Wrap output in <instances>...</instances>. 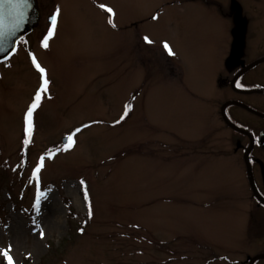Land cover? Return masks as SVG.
Instances as JSON below:
<instances>
[{"label": "rangeland", "instance_id": "obj_1", "mask_svg": "<svg viewBox=\"0 0 264 264\" xmlns=\"http://www.w3.org/2000/svg\"><path fill=\"white\" fill-rule=\"evenodd\" d=\"M40 1L36 28L0 63V249L11 246L14 264H247L258 255L263 215L218 115L229 90L216 84L226 72L215 54L229 22L242 24L240 5L229 21L193 0L163 12L169 0ZM151 14L156 22L139 23ZM29 53L48 84L27 137L39 89Z\"/></svg>", "mask_w": 264, "mask_h": 264}, {"label": "flooded vegetation", "instance_id": "obj_2", "mask_svg": "<svg viewBox=\"0 0 264 264\" xmlns=\"http://www.w3.org/2000/svg\"><path fill=\"white\" fill-rule=\"evenodd\" d=\"M193 1L196 4L201 3L205 6L214 7L223 18L225 17L224 19L227 18L229 21L228 17L233 15L234 9H238L239 5L243 12L242 24L229 22V37L220 41V46L215 54V58L220 60L219 66L221 67L222 63V70L226 72L225 78L222 77L223 73H217L219 76L216 84L217 86L224 85V88L229 90L225 92L224 100L219 104L218 115L220 122L230 131L231 137L228 142L232 144L235 152L240 151L242 154L241 160L245 169L246 182L257 208L263 215L261 231L264 233V0ZM37 3L39 11H41L42 3L40 0H37ZM182 3L184 0L166 1L163 3L162 12L165 7L167 9L168 7L173 8ZM94 5L102 11L105 10V8L100 7V4L94 3ZM225 7L226 9H224ZM54 9L55 7L52 13L55 12ZM153 16L151 14L146 19L139 20V23L156 22L158 17L154 20L152 19ZM239 73L240 76L234 79ZM229 92L233 95L227 97ZM228 102L239 105H225ZM222 113H224L227 121H225ZM229 124L234 125L240 131L233 129ZM249 148L248 163L255 188L263 202L259 201L252 193L247 176L245 153ZM214 162L217 161L214 160ZM261 248L262 250L259 251L258 255L247 259V264L254 257H259V259L253 264H264V235Z\"/></svg>", "mask_w": 264, "mask_h": 264}, {"label": "water", "instance_id": "obj_3", "mask_svg": "<svg viewBox=\"0 0 264 264\" xmlns=\"http://www.w3.org/2000/svg\"><path fill=\"white\" fill-rule=\"evenodd\" d=\"M38 21L39 11L36 0H27L26 3L19 5L8 3L0 5V61L6 59L12 53L22 37L28 35L36 28ZM230 126L237 129L233 125ZM66 142L67 140L65 139L63 143L65 144ZM249 151L250 149L245 153L247 174L253 193L260 199L253 183L251 169L248 165L247 157ZM258 259L259 257L253 258L249 264H252Z\"/></svg>", "mask_w": 264, "mask_h": 264}, {"label": "snow or ice", "instance_id": "obj_4", "mask_svg": "<svg viewBox=\"0 0 264 264\" xmlns=\"http://www.w3.org/2000/svg\"><path fill=\"white\" fill-rule=\"evenodd\" d=\"M27 0H0V5L4 4V3H8V4H14V5H19L21 3H26ZM101 8H105L104 5H100ZM105 10L109 13L112 12V9L111 8H105ZM59 16V8H57L55 10V12L53 14H51L50 18H49V29L46 33V35L44 36V40L42 42L43 46L44 47H47L48 44H47V41L54 35V32H55V28H56V25H57V18ZM152 19H157V16H153ZM109 23L112 24V20L109 19ZM115 26V25H113ZM145 41L148 42V43H151V41L148 39V37H144ZM163 47L166 51L169 52V54H172L171 52V49L169 47V45L165 42L163 44ZM29 56L31 57V61H32V64L34 65V67L37 69V71L41 74V79L43 80V84L41 85V87L39 89H37L33 99H32V103L27 107V111L25 113V134L27 137H30L31 136V133H32V130H33V113L34 111L40 106V102H41V99H42V93L43 92H46L47 90V84H48V81L47 79L45 78V72L46 70L37 62V59L36 57L32 54V53H29ZM130 106H126V110H125V113L124 115H127V110ZM124 116H121V119H123ZM85 127H87V125H85ZM81 129L80 128H77L75 129V132L68 135L66 140L67 141H70L72 143L68 144L67 147H71L72 144L74 143V140H73V136L75 135V133H78L80 132ZM24 143L25 144H28L29 143V140L28 139H25L24 140ZM66 150L63 148V145L60 146V147H57L56 151H60V150ZM49 158H51V152L48 154ZM44 160H45V156H41L38 158L37 160V164H36V167L35 169L33 170V173H32V177L33 179H38V174L40 173L41 169L43 168L44 166ZM84 181L82 180L81 181V184H83ZM85 199H88L87 195H85ZM41 202V193H40V190L37 189V197H36V206L38 207L39 204ZM89 215H91V213H89ZM41 236L43 237V232L41 231ZM10 250H11V246H9L8 249H0V255L3 256V258L6 260L7 264H14L13 262V258L12 256L10 255Z\"/></svg>", "mask_w": 264, "mask_h": 264}, {"label": "trees", "instance_id": "obj_5", "mask_svg": "<svg viewBox=\"0 0 264 264\" xmlns=\"http://www.w3.org/2000/svg\"><path fill=\"white\" fill-rule=\"evenodd\" d=\"M68 208V212H71V210H70V208L69 207H67ZM2 264H7V262H6V260L4 259V260H2ZM39 264H42V262L41 263H39Z\"/></svg>", "mask_w": 264, "mask_h": 264}]
</instances>
